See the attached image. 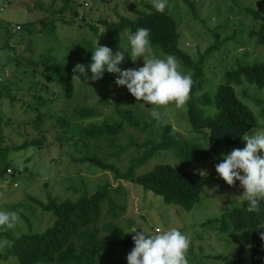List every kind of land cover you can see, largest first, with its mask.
Listing matches in <instances>:
<instances>
[{
    "label": "trees",
    "instance_id": "16d2710c",
    "mask_svg": "<svg viewBox=\"0 0 264 264\" xmlns=\"http://www.w3.org/2000/svg\"><path fill=\"white\" fill-rule=\"evenodd\" d=\"M62 2L63 7L54 11L55 14H59L58 17L42 20L40 28L31 32L53 37L56 34V22L74 25V21L66 20L63 15L66 11H74L78 16L75 9L78 4H74L72 0ZM182 2L189 8L195 21L201 20L196 4L192 0ZM142 4L144 9L135 10V18L119 15L118 22L100 20L98 25L88 26L94 34L98 33L99 27L104 28V35L111 39L110 48L113 53L118 49L124 51L125 60L120 64L122 66L138 68L137 62H132L128 58L131 53L126 34L135 32L138 28H145L149 30L154 56L162 58L172 55L181 66L191 71L192 84L185 102L184 118L191 132L197 134V137L177 138L172 134L173 127L163 119L158 123L146 122L140 125L135 121L133 114L122 107L119 98L110 100L107 88L106 94L100 96L96 106L85 105L70 113L67 104L74 97L75 83L85 82L96 87H104L103 83L108 81L107 72L105 71L96 81L85 80L84 77H81V80L72 79L73 75L79 74L73 73L74 67H67L59 61L53 55L52 49L41 56L38 62L28 61V64L33 66L31 75L46 80V83L40 79L31 80L28 84V97L32 100L26 102L19 99L21 105L26 107V113H36L35 117L23 124L26 128L31 127L35 135L30 137L31 133L26 132L29 138H26L23 144H6L4 132L0 131V161L7 160L13 151L28 147L42 148L49 139L48 133L52 127H58L59 130L54 132L52 138L62 149L71 147L72 150L66 151L70 160L88 163L111 172L114 182L99 185L91 195L83 189L77 192L79 195L74 199L49 197L47 203H43L31 198L42 211L54 216L53 224L40 233L29 232L12 236L8 232H0V239L7 238L11 241V245L0 252V260L15 257L19 264H127L126 256L134 247L132 240L134 233L129 232L133 230L135 219L127 214L130 192L123 183L131 184L134 189L140 187L147 192L144 196L160 197L165 204L178 206L179 209L175 210L177 213L180 209L191 211L201 199L205 181L188 167L194 163L200 164L211 156H215L221 162L223 153L238 147L242 135L257 127L255 113L239 97L235 86L248 83L264 90V60H254L251 63L237 60L236 67L223 75L224 83L219 85H213L203 73L207 61L224 49L227 43L241 45L239 40L241 31L235 29L232 36L221 40L217 29H208L213 41L203 53L197 54V59H194L179 46L181 40L179 21L165 10L157 12L151 3ZM247 12L254 20L262 22L258 31L250 30L249 37L255 41L256 47L263 48V53L264 16L249 8ZM8 33L9 30L6 29V34ZM2 49L13 50V47H10L6 40L2 44ZM83 53L90 62L91 51L83 49ZM17 65L21 67V63ZM39 68L41 72H38ZM86 74L90 77V74L87 72ZM49 84L59 86L60 90L56 95L44 97L38 93V91L49 93ZM13 90L18 88L13 89L11 85L3 84L0 88V100L9 99L10 105H14L16 98L13 96ZM60 102L62 104L65 102V106L62 107ZM107 108L113 113L110 119L104 118L101 124L91 121L100 117L102 110ZM76 120H87L90 123L87 127H79L75 125ZM14 121L15 119L8 114L0 116V126L5 123L7 127ZM74 127L76 130H73ZM134 129L138 131L137 134L132 132ZM72 130L77 134H73ZM203 135L206 136L205 144L199 140ZM123 136L129 139L128 144L122 145L119 142ZM98 141L104 142L113 152L107 154L90 152L94 148L92 144ZM83 147L92 154L80 157L77 153ZM130 150L134 153L121 161L122 166L109 161L113 159L120 162L121 156ZM161 151H171L180 160V165L158 164L147 172L137 173L139 168L145 166ZM9 167V164H0V180L5 178ZM10 175L15 176V170L10 172ZM14 211L25 222L28 221L25 214L16 209ZM198 227L216 231V242L228 243L235 247L233 264H264V239L261 238V234L264 233V201L260 202L256 211L249 212L245 200L223 213L220 218L203 222ZM203 233L201 230L192 239L189 254L193 255L186 253L188 263L193 262L192 259H198L193 251L195 243L212 239Z\"/></svg>",
    "mask_w": 264,
    "mask_h": 264
},
{
    "label": "rangeland",
    "instance_id": "374dc122",
    "mask_svg": "<svg viewBox=\"0 0 264 264\" xmlns=\"http://www.w3.org/2000/svg\"><path fill=\"white\" fill-rule=\"evenodd\" d=\"M72 1L74 4H78L75 9L79 15L76 16L74 11H66L63 16L68 21H74L75 24L56 22V34L53 37H48L34 34L31 30L39 29L42 20L58 17L59 14H55L54 11L63 7L62 0H0V88L3 84L11 85L13 89L18 88V90H13V96L16 98L14 105H10L9 99L0 100V116L4 117L8 114L15 119L14 123L7 127L5 123L0 126V131L4 132L6 137V144H23L25 139L29 138L25 134L26 132L31 133L30 137L35 135L31 127L26 128L23 124L35 117L36 113H26V107L21 105L19 99L26 100V102L32 100L28 97V84L31 80L40 79L44 83L46 80L40 76L33 77L31 75L33 66L29 65L28 61L38 62L41 56L52 49L53 55L64 65L75 67L78 63L83 64L85 65V72L91 76V72L87 68L89 62L83 53V49L93 51L96 46V39L99 45L110 48L111 39L104 35L103 27H99L98 33L94 34L88 24L98 25L100 20L118 22L119 15L135 18V10L144 9L142 3L152 4V0ZM192 1L196 4L199 18L203 21H195L189 8L185 6L182 0H167L164 9L179 21L181 34L179 46L192 58L197 59V54L203 53L211 45L213 39L209 35L208 29H217L221 40L232 36L235 29L241 31L239 36L241 45H236L233 42L227 43L224 49H221L205 64L203 73L213 85L224 83L223 75L236 67L237 60L245 63L264 60L263 48L256 47L255 41L249 37L250 30L258 31L262 22L254 20L247 12L249 8L264 16V0ZM6 29L9 30L8 34H6ZM6 40L9 42V46L13 47V50L2 49V44ZM136 62L137 67L143 66V57H138ZM18 63H21V67H18ZM177 65L179 71L191 75V71L181 66L178 61ZM127 68L129 67H121V69ZM38 70L41 72V68ZM115 78V74L107 72L108 81L103 83L104 87L76 82L74 97L67 104L70 113L85 105L96 106L100 96L106 94L107 88L110 93V100L119 98L122 107L131 112L135 121H138L140 125H144L146 122L158 123L160 119H163L173 127L172 134L177 138L191 139L197 137V134L191 132L190 126L184 118L185 104L181 107H176L174 104L159 107L145 106L142 102L136 101L126 87L117 86L114 83ZM235 89L239 97L256 115L257 127L248 133L264 131V90L248 83L235 86ZM59 90L58 85L49 84V93L44 91H38V93L44 97H52ZM63 104L60 102L62 107L65 106V102ZM154 109L159 112L158 119L152 116ZM111 115H113L111 109H103L102 115L91 121L101 124L104 118L110 119ZM89 123L90 121L87 120L75 121V125L79 127H87ZM57 130H59L58 127H52L48 133L49 139L45 141L42 148L28 147L20 151H13L8 155L7 160L0 161L2 165H10L7 175L0 180V209L6 211L16 209L25 214L28 219L25 222L18 215L19 219L13 228H0V232L5 231L12 236L29 232L40 233L53 224L54 216L42 211L37 204L33 203L31 198L43 203H47L49 197L59 199L72 197L74 199L79 195L77 192L83 189H86L91 195L99 185L114 182V176L111 172L103 171L88 163L70 160L66 151L72 150L71 147L62 149L52 138ZM73 130H76L75 127ZM73 130L72 133L77 134ZM132 132L137 134L138 131L134 129ZM205 139V135L199 138L202 144H205ZM119 142L125 145L129 143V139L127 136H123ZM92 146L94 147L90 151L92 153L107 154L113 152L109 146L101 141L93 143ZM244 146L245 142L241 140L240 145L234 149H242ZM90 152L83 147L77 154L83 157L92 154ZM133 153L130 150L126 153L127 155H122L120 162L113 159L109 161L122 166L121 161L129 158ZM218 163L216 157L211 156L200 164L194 163L188 167L189 170L194 171L205 181V189L201 199L191 211L180 209V212L177 213L175 210L179 209L178 206L165 204L160 197L144 196L147 192L140 187L134 189L131 184L123 183L130 192L127 214L135 219L132 229L143 228L149 233L155 234L158 230L162 231L175 227L187 236L190 244L192 239L203 230L212 239L195 243L193 251L198 259H192L193 262L188 264H233L235 247L228 243L216 242V231L212 232L206 227H198L203 222L220 218L223 213L245 201L242 196H239L243 192L239 186V181H236L233 186H229L221 178H218V174L215 172V165ZM158 164L179 166L180 160L171 151H161L145 166L139 168L137 173L147 172ZM14 170L15 176H11L10 172ZM201 172H206L207 175L202 176ZM10 245L11 241L7 238L0 239V252ZM189 250L188 248L187 254L193 255V253L189 254ZM0 264L19 263L17 258L10 257L8 260H0Z\"/></svg>",
    "mask_w": 264,
    "mask_h": 264
},
{
    "label": "clouds",
    "instance_id": "9594fccd",
    "mask_svg": "<svg viewBox=\"0 0 264 264\" xmlns=\"http://www.w3.org/2000/svg\"><path fill=\"white\" fill-rule=\"evenodd\" d=\"M166 3L167 0H152V7L163 12ZM126 35L131 53L128 58L135 62L138 57H143V66L121 69L119 65L125 60L124 51L118 49L113 53L109 47L99 45L96 39L87 65L91 76H87L85 65L78 63L73 73L79 75H73L72 79L84 77L85 80L96 81L107 71L116 75L114 83L117 86L126 87L136 101L145 106L184 105L192 84L190 74L178 70L174 56L160 58L153 55L148 29L138 28ZM152 116L158 119L159 112L154 109ZM241 139L245 146L223 153L221 162L215 165V172L229 186L239 181L243 189L239 196L247 201V210L254 212L264 201V131L245 133ZM200 174L207 175L206 172ZM18 219L16 211L0 209V228H13ZM129 233H134V247L126 256L127 264H188L186 253L190 241L177 228L158 230L155 234L134 228ZM261 238L264 239V233Z\"/></svg>",
    "mask_w": 264,
    "mask_h": 264
},
{
    "label": "built area",
    "instance_id": "2783aa9c",
    "mask_svg": "<svg viewBox=\"0 0 264 264\" xmlns=\"http://www.w3.org/2000/svg\"><path fill=\"white\" fill-rule=\"evenodd\" d=\"M18 29H19V27H18Z\"/></svg>",
    "mask_w": 264,
    "mask_h": 264
}]
</instances>
